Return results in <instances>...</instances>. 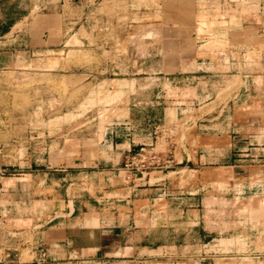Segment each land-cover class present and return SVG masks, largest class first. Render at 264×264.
Returning <instances> with one entry per match:
<instances>
[{
    "label": "rangeland",
    "instance_id": "1",
    "mask_svg": "<svg viewBox=\"0 0 264 264\" xmlns=\"http://www.w3.org/2000/svg\"><path fill=\"white\" fill-rule=\"evenodd\" d=\"M0 264H264V0H0Z\"/></svg>",
    "mask_w": 264,
    "mask_h": 264
},
{
    "label": "crops",
    "instance_id": "2",
    "mask_svg": "<svg viewBox=\"0 0 264 264\" xmlns=\"http://www.w3.org/2000/svg\"><path fill=\"white\" fill-rule=\"evenodd\" d=\"M19 11L20 10H18V7H17V10L15 12H10L8 14H4V17H6L4 19V21H5L4 24L6 25V20L13 21L14 19H18L19 16H20V12ZM21 14H23V13L21 12Z\"/></svg>",
    "mask_w": 264,
    "mask_h": 264
}]
</instances>
